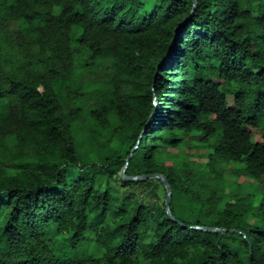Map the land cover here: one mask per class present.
I'll use <instances>...</instances> for the list:
<instances>
[{"label": "trees", "instance_id": "1", "mask_svg": "<svg viewBox=\"0 0 264 264\" xmlns=\"http://www.w3.org/2000/svg\"><path fill=\"white\" fill-rule=\"evenodd\" d=\"M192 5L0 0V264H264V0Z\"/></svg>", "mask_w": 264, "mask_h": 264}, {"label": "water", "instance_id": "2", "mask_svg": "<svg viewBox=\"0 0 264 264\" xmlns=\"http://www.w3.org/2000/svg\"><path fill=\"white\" fill-rule=\"evenodd\" d=\"M192 10L191 13L193 12L195 5H196V0H192ZM130 154L128 155L126 162L124 164V166L121 168L119 174L121 177H123L125 180H138V179H144V178H149V177H156L162 180L165 188H166V196H165V201H164V205H165V209L166 212L168 214V216L170 218H172L173 220L177 221L175 216L172 214L171 210H170V198H171V185L168 181V179L166 178L165 175L161 174V173H149V174H142V175H127L125 174V168L127 165V160L129 158ZM193 227L198 228V229H213V230H218V231H224V228L221 227H210V226H204V225H193Z\"/></svg>", "mask_w": 264, "mask_h": 264}, {"label": "rangeland", "instance_id": "3", "mask_svg": "<svg viewBox=\"0 0 264 264\" xmlns=\"http://www.w3.org/2000/svg\"><path fill=\"white\" fill-rule=\"evenodd\" d=\"M227 103L229 106H232L233 105V98L231 95H228L227 96ZM83 136L84 134H79V133H76L75 135V144H76V147L77 148H80V151H81V147L83 146L84 148L86 147V143H84L83 145H80V142L82 143L83 142ZM262 137H261V132H260V129L259 128H256V129H252V139L254 140H260ZM81 154V159L83 161H86L85 158L87 159H93V160H96V156L95 155H91V154H86L85 152L84 153H80ZM240 181H244L245 180V177L244 176H241L239 178ZM6 200V196H3V195H0V202L1 201H5Z\"/></svg>", "mask_w": 264, "mask_h": 264}]
</instances>
